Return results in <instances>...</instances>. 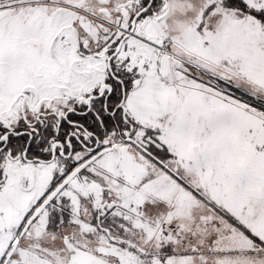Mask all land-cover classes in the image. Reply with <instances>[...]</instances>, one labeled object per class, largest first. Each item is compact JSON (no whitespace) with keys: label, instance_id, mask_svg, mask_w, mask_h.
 Listing matches in <instances>:
<instances>
[{"label":"snow or ice","instance_id":"obj_1","mask_svg":"<svg viewBox=\"0 0 264 264\" xmlns=\"http://www.w3.org/2000/svg\"><path fill=\"white\" fill-rule=\"evenodd\" d=\"M0 264H264V0H0Z\"/></svg>","mask_w":264,"mask_h":264}]
</instances>
